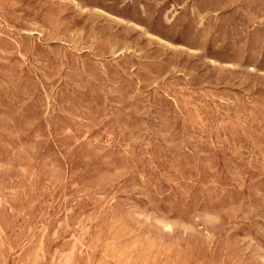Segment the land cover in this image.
<instances>
[{"label":"rangeland","instance_id":"rangeland-1","mask_svg":"<svg viewBox=\"0 0 264 264\" xmlns=\"http://www.w3.org/2000/svg\"><path fill=\"white\" fill-rule=\"evenodd\" d=\"M0 264H264V0H0Z\"/></svg>","mask_w":264,"mask_h":264}]
</instances>
